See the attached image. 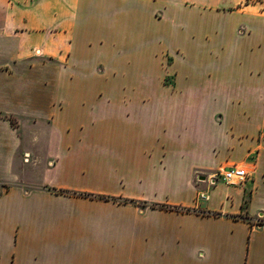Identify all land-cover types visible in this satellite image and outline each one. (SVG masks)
Listing matches in <instances>:
<instances>
[{
  "label": "crops",
  "instance_id": "obj_1",
  "mask_svg": "<svg viewBox=\"0 0 264 264\" xmlns=\"http://www.w3.org/2000/svg\"><path fill=\"white\" fill-rule=\"evenodd\" d=\"M0 183V264H264V0H0Z\"/></svg>",
  "mask_w": 264,
  "mask_h": 264
},
{
  "label": "built area",
  "instance_id": "obj_2",
  "mask_svg": "<svg viewBox=\"0 0 264 264\" xmlns=\"http://www.w3.org/2000/svg\"><path fill=\"white\" fill-rule=\"evenodd\" d=\"M251 173L248 172L244 168L232 167L229 169H224L219 171V173L215 174L210 178V185H213L216 178H221L227 184H241L247 181L250 177ZM206 198L204 193H200L198 199L204 200Z\"/></svg>",
  "mask_w": 264,
  "mask_h": 264
},
{
  "label": "rangeland",
  "instance_id": "obj_3",
  "mask_svg": "<svg viewBox=\"0 0 264 264\" xmlns=\"http://www.w3.org/2000/svg\"><path fill=\"white\" fill-rule=\"evenodd\" d=\"M3 186H8V185H6V184H4V183H0V192L3 190Z\"/></svg>",
  "mask_w": 264,
  "mask_h": 264
},
{
  "label": "trees",
  "instance_id": "obj_4",
  "mask_svg": "<svg viewBox=\"0 0 264 264\" xmlns=\"http://www.w3.org/2000/svg\"><path fill=\"white\" fill-rule=\"evenodd\" d=\"M3 189H7V187L6 186H3ZM75 195L82 196V195L76 194V193H75Z\"/></svg>",
  "mask_w": 264,
  "mask_h": 264
}]
</instances>
